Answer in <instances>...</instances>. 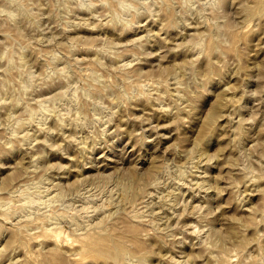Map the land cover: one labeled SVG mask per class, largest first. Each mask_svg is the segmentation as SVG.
Instances as JSON below:
<instances>
[{
  "label": "rangeland",
  "instance_id": "1",
  "mask_svg": "<svg viewBox=\"0 0 264 264\" xmlns=\"http://www.w3.org/2000/svg\"><path fill=\"white\" fill-rule=\"evenodd\" d=\"M0 264H264V0H0Z\"/></svg>",
  "mask_w": 264,
  "mask_h": 264
},
{
  "label": "bare ground",
  "instance_id": "2",
  "mask_svg": "<svg viewBox=\"0 0 264 264\" xmlns=\"http://www.w3.org/2000/svg\"><path fill=\"white\" fill-rule=\"evenodd\" d=\"M20 191H21V190H20ZM40 191H41V190H40ZM38 193H39V192H38ZM39 201H40V200H39ZM39 201H38V202H39ZM19 214H20V213H19ZM28 214H29V213H28ZM84 225H85V224H84ZM57 228H58V227H57ZM55 229H56V226H55V228H53V229H52L51 227H50V228H47V229H45V230L43 229V231H41V233H39V234H37V235H44V236L46 235V236H47V235H50V233H51V234H56L55 231H56L57 229H56V230H55ZM6 242H8V240H7ZM6 242H5V243H6ZM1 251H2V250H1Z\"/></svg>",
  "mask_w": 264,
  "mask_h": 264
}]
</instances>
